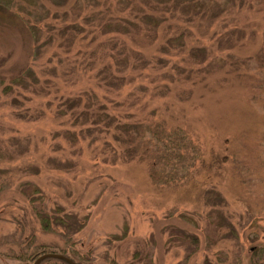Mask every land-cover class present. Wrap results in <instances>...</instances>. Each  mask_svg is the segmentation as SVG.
<instances>
[{"label":"rangeland","instance_id":"rangeland-1","mask_svg":"<svg viewBox=\"0 0 264 264\" xmlns=\"http://www.w3.org/2000/svg\"><path fill=\"white\" fill-rule=\"evenodd\" d=\"M119 1L10 0L18 5L11 14L0 0V264L35 260L19 258L25 246L13 233L29 241L25 253L75 250L83 264H250L264 247V0H214L215 18L185 25V45L170 47L165 65L156 57L170 32L180 31L179 11L164 14L155 36L142 28L118 39L117 49L141 50L149 63L131 69L130 60L125 81L112 88L95 74L108 60L94 52L96 43L82 52L77 41L63 43L58 28L74 2L80 18L90 9L117 18L136 2ZM29 24L40 29L38 43ZM49 33L51 42L41 44ZM198 43L207 56L191 63L188 49ZM30 66L32 76L2 92ZM72 95L131 115L140 124L137 154L100 127L64 136L69 115L57 111ZM27 181L47 210L87 214L72 242L60 227L41 229L20 193ZM212 190L221 203L213 204Z\"/></svg>","mask_w":264,"mask_h":264},{"label":"trees","instance_id":"trees-1","mask_svg":"<svg viewBox=\"0 0 264 264\" xmlns=\"http://www.w3.org/2000/svg\"><path fill=\"white\" fill-rule=\"evenodd\" d=\"M1 2H3V5H1V11L3 13H15L11 10L12 6L17 10L18 5H10V0H1ZM119 2L120 1L118 0V3ZM129 2L133 5L130 12H128L127 15L121 14V16L117 18L111 16L110 18H106L109 12L100 9H90L89 12L84 13L80 18V13L77 9L81 10L82 8H79L75 2L71 5L70 9L64 10L62 15H60L62 24L60 28H58V34L63 40V43L70 45L77 41L82 47V49L80 48V51L82 52L83 45L90 46L91 44L96 43L94 52L100 51L105 58H108L105 64L103 63V66L99 68V71L95 74L101 77L99 80H102L104 84L113 86L112 88H118L119 85L121 86L125 81L124 75L121 73L128 66L130 60L133 65L131 69H136L137 67L141 68L149 63L141 50L139 51L132 48L127 49L125 46H121L117 49L116 44L118 39L122 37L124 39L127 37L133 39L134 36L140 35L142 28H145L147 36H155L161 23L166 19L164 14L166 12L175 14L176 11H179L181 13L180 17H185L180 23L182 26L178 25L180 31L173 30V32H170L171 34L167 36L165 42L160 46V52L158 51L159 56L156 57L160 63H163L162 65H165L164 63L170 61V59L163 56H169V48L173 46L183 47L185 45L186 35H188V28L185 27V25L195 18L206 19L205 22L207 24L212 18H215L217 8H219L216 5L218 4L217 1L214 0H209V2L206 0H142L141 3H138V0H136V2ZM209 10L211 12L210 14H208ZM72 13L73 15H71ZM182 22H184V24ZM46 28L48 32L54 29L52 25L48 24H46ZM28 30L30 31L29 33H33L35 43H38L40 32L38 26H36V24H29ZM93 32L94 34L96 33L97 36H93ZM52 35L54 36L53 33H49L48 39H45L40 43L51 42L53 39ZM98 37H101V39H98ZM108 44H111L112 51L107 49ZM37 48L40 50L39 44L37 45ZM175 50L180 51L181 49ZM175 54L177 55V53ZM206 56V48L202 43L190 45L187 56L189 62L202 63ZM134 63H137L136 67ZM183 71L185 72V77H191V68H185ZM32 74L33 70L31 66L30 68L24 69L22 73H18L9 83L2 86V92L5 93L6 91H9L10 88L13 89L14 85L20 84L26 79V77H30ZM92 96L94 97L95 93L92 94ZM102 108H105L103 103H99L97 107H94L90 102L82 105L80 96H65L57 111L59 116L69 115L68 117L71 126L64 127V136L69 135L75 139V136L77 137L78 134L77 132L80 134H82L83 131L92 133L94 132L93 129L95 127H100V132L101 130L106 133L110 132L114 141L117 143L119 142L120 144H123L124 142H128L130 145H133L132 148L128 147V151L131 152L129 155L133 156V154H137L139 151V143L137 139L139 140L140 137L138 132L140 124L136 120H131V115L125 114L120 116L117 112H108L107 110H101ZM107 143V140H105V144ZM142 157L143 155L140 156L141 159H143ZM20 185L22 186L20 193L32 206L41 229L47 232H55V230L60 227L62 229L61 231H63V233L59 234L62 239H64L65 242H72L71 236L78 233L80 229L85 226L88 219L87 214L80 215L74 212H62L58 207L49 211L45 206V202L37 185L29 181L22 182ZM210 192L213 204L217 205L223 201L219 192L214 190ZM217 215L218 224H221L219 221L220 218H223L221 217V212H218ZM31 234L32 233L29 235ZM15 235L16 234L14 233L12 234L11 240H13L14 243L25 246L23 247L24 252L18 253L19 258L22 260L25 261L32 258L36 260L37 257L45 254V252H41L44 250L41 246L38 247L39 249H42L39 250L40 254L38 255V248H36L33 253H25L30 246V243H28L29 241L24 245L22 240L24 235L21 233L17 236ZM30 238H34V235ZM5 239L7 238L3 237V240ZM256 250L257 257H252L250 264H264V260H262L264 247L260 246V248L258 247L255 251ZM63 251L64 249H59V251L56 252L57 254L62 255V257H44L38 262V264H83V260L79 258V255L75 250L72 251L74 252L72 256L66 255ZM13 254H16V252Z\"/></svg>","mask_w":264,"mask_h":264},{"label":"water","instance_id":"water-1","mask_svg":"<svg viewBox=\"0 0 264 264\" xmlns=\"http://www.w3.org/2000/svg\"><path fill=\"white\" fill-rule=\"evenodd\" d=\"M56 257V258H60V257H62V255H60V254H55V253H46V254H43V255H40L36 260H35V262L33 263V264H38V262L42 259V258H44V257Z\"/></svg>","mask_w":264,"mask_h":264}]
</instances>
